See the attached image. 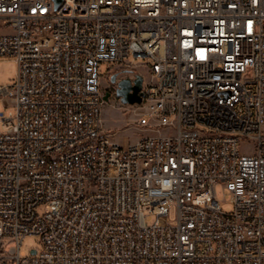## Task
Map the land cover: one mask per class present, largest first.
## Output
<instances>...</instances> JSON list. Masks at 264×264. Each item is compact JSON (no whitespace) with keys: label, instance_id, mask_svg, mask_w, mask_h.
Instances as JSON below:
<instances>
[{"label":"built area","instance_id":"2783aa9c","mask_svg":"<svg viewBox=\"0 0 264 264\" xmlns=\"http://www.w3.org/2000/svg\"><path fill=\"white\" fill-rule=\"evenodd\" d=\"M0 57V264H264V0H0ZM103 63L142 78L125 144Z\"/></svg>","mask_w":264,"mask_h":264},{"label":"rangeland","instance_id":"374dc122","mask_svg":"<svg viewBox=\"0 0 264 264\" xmlns=\"http://www.w3.org/2000/svg\"><path fill=\"white\" fill-rule=\"evenodd\" d=\"M131 59L132 58H129V61H131ZM136 63H145V61L137 60ZM108 66L111 67V71L108 70ZM117 68V65L107 63L101 64L99 68L102 92H112V95L107 101H104L101 108V127L105 133L110 134L115 140L125 144L139 138L145 134V132L136 126L137 115L134 105L122 104L119 99L115 97L114 89L110 87V76ZM139 71L144 73L145 69L140 68ZM134 73L137 74L127 69V72H124V74L120 73L119 76L124 75V77L131 78ZM15 77L16 64L14 59L10 57H0V87H5L13 83ZM10 112L11 108L5 107L3 102L0 101V114L6 115ZM253 146L254 142L251 140L241 143V147L244 151ZM216 197L217 200L221 202L222 207L228 206V203L223 199V192L219 186L216 187ZM39 247L40 241L37 236H26L21 242L20 251L29 254L30 250Z\"/></svg>","mask_w":264,"mask_h":264},{"label":"water","instance_id":"95a60500","mask_svg":"<svg viewBox=\"0 0 264 264\" xmlns=\"http://www.w3.org/2000/svg\"><path fill=\"white\" fill-rule=\"evenodd\" d=\"M60 0H55V5L59 4ZM142 78L140 75H136L133 80L130 78H123L116 84L114 91L115 97L119 99L122 104L127 105H139L142 99ZM109 94L106 93L103 96V101H107ZM34 254V251H31Z\"/></svg>","mask_w":264,"mask_h":264},{"label":"flooded vegetation","instance_id":"af4514ba","mask_svg":"<svg viewBox=\"0 0 264 264\" xmlns=\"http://www.w3.org/2000/svg\"><path fill=\"white\" fill-rule=\"evenodd\" d=\"M117 77H118L117 73H114V74H112L110 76L109 84H110V87L113 88V89H115ZM106 93L109 94V97L112 95V92L111 91L110 92H104L103 94L105 95Z\"/></svg>","mask_w":264,"mask_h":264}]
</instances>
